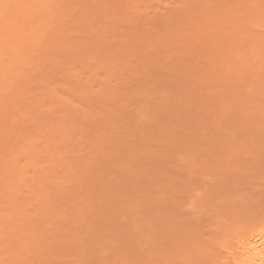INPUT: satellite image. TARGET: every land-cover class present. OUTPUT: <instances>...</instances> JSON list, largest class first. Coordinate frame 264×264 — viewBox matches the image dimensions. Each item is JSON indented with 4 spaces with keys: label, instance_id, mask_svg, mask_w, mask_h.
Returning <instances> with one entry per match:
<instances>
[{
    "label": "rangeland",
    "instance_id": "rangeland-1",
    "mask_svg": "<svg viewBox=\"0 0 264 264\" xmlns=\"http://www.w3.org/2000/svg\"><path fill=\"white\" fill-rule=\"evenodd\" d=\"M80 1L78 3V8L79 7L83 8L82 5L87 4V3H84V0H80ZM85 1L87 2L90 0H85ZM120 1L122 0H110V4H112V6L115 7V8L113 7L115 11L114 12L111 11L113 8L109 11V15L112 14L110 15L112 17H109L111 25L109 23L108 24L114 27V25L112 24L115 23L116 26L119 27V28H116V26L114 27L118 31L116 30L114 31V28L112 27L113 32L117 34L112 33V31H110L111 27L108 28L109 26L108 25L105 26V24L104 26L109 29L106 31V32L109 31V34H106L108 38L106 36H105L106 38H104L105 34L100 35L104 31V29L105 30L107 29V28H104V26H103L104 29L100 28L101 26H99V28L103 31L99 29V32H98V29H97L98 27L97 28L95 27L93 29V30L97 29L95 30L96 33L101 32L99 34L100 37H98V35L97 37L102 43L100 42L101 43L100 44L99 41L98 43L100 45L104 44L103 46L104 48H106L105 46H108V44L111 47L114 44L115 47L114 46L113 47L116 49L119 47V43L117 44V42H120L121 43L120 45L122 47L129 46L130 48L129 41L131 40L128 41L126 39L127 38L132 39V37L134 36L133 32L135 33L134 30L137 28H131L130 23H124L125 17H127V15L128 16L130 15L131 17L136 18L135 16H132L133 15L132 13H135L134 15L136 16L138 15L139 17V15L140 14L142 15L143 12L148 13L150 10L151 16H150L149 23H147L148 24L147 27H146V24L142 25V23H146L145 22L146 18L144 19L143 17H141L142 20H139L141 18L137 17L138 20L135 19L137 22L134 25H137L138 23L137 27L141 31H145V29L147 28L146 30L153 29L151 31L157 30L160 34H162L163 31H159L162 29V27L160 29V27L158 26L160 25L159 21L163 19L164 17H166L167 15H170V16L174 15V11L168 8V4L171 3L174 9L178 8L180 11H184L188 8L194 9V5L193 6L190 5L189 0H185V1L184 0L183 1L182 0H175V1L157 0L155 2H152L153 4H149V5L147 4L148 6L146 4H142L144 6H142L139 10H138L139 7L137 8L136 7L137 5L134 6L133 4H132L133 7L131 6V4L130 6L131 8L135 7L134 9H129V10L127 8L124 9L123 6L120 7L121 5ZM91 2L94 3L95 1L92 0L90 1V3ZM136 2H139V1L136 0ZM117 3H120V4H117ZM122 3H125V6L127 4L129 5V3L126 4V1ZM158 3H162V5L161 4L159 5ZM226 5H228V8L225 7L226 9L229 10L230 8H232V7H229V4H226ZM91 6L92 5L90 4V7ZM84 7L87 8V9L85 8L86 14H87L89 9L87 5H85ZM222 7L218 6L219 9ZM143 8L144 9L146 8V9L144 10ZM79 9L78 11L80 13H76V14H82L83 16L80 15V19H81V17H84V14H83L82 9L81 11ZM135 9L136 11L138 10V11H143V12L142 13L136 12L134 11ZM228 10L226 11L228 12ZM125 11H127L126 12L127 15L120 18L121 17L120 15L122 14L123 16L124 14L123 12ZM231 11L232 10H230L229 12ZM236 11L238 10L236 9ZM192 13L195 14L197 13V11H194V12L192 11ZM116 15L119 17V19L116 18L117 17ZM131 17H127V19ZM196 17L198 16L197 15L195 16V19H196V20L194 19L195 21L193 20L194 17H192V20L194 22H197V25H200L198 24V21H197L199 20L198 19L199 17L198 18ZM65 18L66 17H64V19ZM78 18L79 16L76 17V20H79ZM121 19H124V20L122 21ZM117 20H121L123 23ZM70 21H71L70 22L71 24L68 22L69 25L72 26L73 23L75 25L76 21L72 22L73 18H71ZM232 21H233V18H229L228 14L226 15L223 12L222 16L218 17L217 19L213 21H210V23L213 25V27L224 28L226 25H228ZM202 23L204 24L206 22H203L202 20ZM140 24H141V27L145 26V28L142 27L141 29ZM187 24L188 26L190 25L191 27L190 29L195 28V26L192 28V26L195 25V23L193 24V22L189 21V23ZM203 24L201 25L203 26ZM230 25L231 23L228 26ZM132 27H135V26H133L132 24ZM74 28L75 27H73V29ZM119 29H121L122 31H120ZM71 30H72V27H71ZM75 30H72V31L74 32ZM95 31H92V32L95 33ZM166 32L168 33V31ZM166 32H164L163 34H166ZM94 33L93 35L95 36ZM108 35H112V36H108ZM95 37H93L94 39H92L93 42L97 40V37L96 38ZM101 37L104 38L103 39L104 41L101 39ZM55 38H57V36ZM124 38H125V42H127L128 44L123 43ZM74 39L75 38H73V40ZM80 40L83 41L86 39H80ZM121 40H123V42ZM98 43L94 42V44L96 45H98ZM106 43L107 45H105ZM91 44L92 43L89 44L90 47H91ZM93 45H92V49L89 47V49L92 52H93V49L95 50V52L96 50L99 51L100 48L102 49V47L100 46H97L99 47L98 48L99 50L97 49V47L95 49L93 47H95L96 45L95 46ZM164 45H165V42L163 43L160 42V44H156V46L154 45V47L156 49L158 47H163ZM137 46L135 48V45H134V48L131 47L133 49L130 48L134 56L131 59H129L130 61L128 60L125 61V62L128 61L127 63L128 66H126L127 65L126 63L122 64L123 61L125 60L123 56H120L124 59V60L122 59L123 61L121 60L122 62L121 61L119 62L118 61L119 59L117 60L118 63L114 61L116 63L114 66L121 63L122 68L124 67L123 69H120V70H123V72L121 71L122 73L120 72L122 75L123 73H126L128 71L130 72L131 75H128L129 73L128 72L126 73V76L124 75L125 77L121 76L120 73H118L120 70H116L118 69V67L115 68L112 65V63L109 64L110 62H108V64L111 67L113 66L115 68L114 72H117L119 76L117 73L113 74L110 71V69L112 70L113 67L110 68L109 66H104L103 68L105 67H108V69L110 68L109 69L110 72L106 73L108 71H103V70H106L107 68L102 69V66H101L102 64L99 65L98 63L99 60L102 61L101 59H103L102 58L103 55L97 54V56L99 55L101 57L98 60L96 59L97 63L92 64L93 66H95L96 69L99 68L97 69V71H95L96 69L94 67L93 69H91L92 65L88 66L89 64H91V63H88L86 67L87 66L89 68L91 67L90 68L91 71L88 68L86 69L87 71L89 70L87 72L84 68L85 66L82 65L83 63L80 64L81 61H79V64L84 66L82 68L81 66H79L81 68L80 71L81 72L86 71L88 75L90 76L89 77L87 74H83V72L82 73L80 72V75L82 74L81 76H83L82 77L83 80L84 78L87 79V77L90 78L89 80L93 79L94 84H92V87L95 84L96 85L98 84V82L96 81L101 82L103 85L99 83L98 86L95 85L93 88L88 87V89L91 88L93 89V91L89 90V92H87L88 91L87 89L86 91H84L85 93H87V95H85L83 92L82 93L83 95H80L79 99H76L78 98L77 96H74L75 98L70 95L68 96L69 103L71 101L72 103H74L76 100L77 102L79 101V103L75 102L76 104H78L77 107L74 106L75 103L73 104L74 106L73 108L76 107L75 109L78 108V111H80L79 113H77L78 111L76 112V110L73 109L76 115L82 114L81 106L83 105L88 106L87 103L83 104L84 102L82 101L84 100L83 96H85L90 101V98H88L87 96L91 93V91H92V94L96 93V94H93V97H96V95H98L97 91L98 92L104 91V92H107L105 93L106 95L108 94L109 95L108 97H106L105 94L102 93L101 95L100 93L99 95H101V98L102 96H104L105 98L99 99L97 97L95 98V100H91V102L93 101L92 104H94V107L92 109H95L94 111H96L100 116L102 115V117L103 116L105 117L107 116V117L106 118L99 117V119L98 117L97 119L92 118L91 121L89 120V124H88V121L87 123L85 122L86 124H88L89 129L86 128L87 127L86 124H82L84 125L82 127L86 128V130L88 129L87 130L88 132L86 134L84 133L85 137L83 133L82 134L80 133L79 131L80 127L77 126L82 123V121L80 124L77 123L78 119L76 120V118H78L77 116L79 115H77L76 118L70 117L71 124H74L79 129V130L76 129V131H79V132L75 133L76 135L75 138L79 139L81 137H78V136L81 135L83 136L82 139H86L87 143H92V144L98 137L99 138L97 140L101 139L102 140L101 143L102 142L105 143V140L108 141L112 139L110 142H108L109 144L105 146V148L108 149L107 152L111 153V155L109 157L108 162L105 161L103 165L101 164L103 166L102 169L99 168L96 171V173L91 172V176L88 177V180H87V186L85 182H81L82 180L75 179L77 180V182L80 181L81 183H83L81 185L79 184L77 185L76 184L77 182L73 181V179L71 178V175H69L71 172H69V174L67 173V175H69L68 177H70V182L68 183L69 180H67L68 178H66L65 184H62L60 186V183H59L58 185L60 186V188L61 187L64 188L67 183L72 184L71 183V180H72L73 183L75 182L74 184H76V186H74L73 184L72 185L67 184V187H68L67 191H65L66 188L64 189L61 188L63 191H65V192H62L61 190L62 192V193L60 192L61 194L58 192L60 190L59 186L56 187L57 185H54L55 186L54 187L52 185L49 187V189L51 188L53 189L54 187L53 191H51V194L49 193V198H51L50 195H52L51 201H53L54 197H56V200H54L55 202L49 203V206H51L49 207L50 208L49 211L52 209V206H57V207H53L54 210H51L53 213L49 212L50 213L49 224L52 227V230L51 228H50L51 231L49 230L50 232L49 239L50 240L52 239L53 243H52V248H50L51 250H49L48 254H44L45 252L44 253L41 252L40 254L38 252L40 256L44 254V257H46V260L44 258L43 259L44 261L41 262L40 259L43 256H41L40 258L38 256L37 259L39 260H36V262H34L33 260H35L37 256L32 257L34 259H31V260L36 264H213V260H215L216 258H220V257L222 258L225 255L223 248H222V243H223L222 240L224 238H227L230 235L231 232L229 231H234L238 228H247L248 220L254 216L264 217V165L259 168H255V169H259V174H260V176L257 179L255 177L250 179L244 173L239 175L241 169H246V170L250 169L251 165H253V163H255L257 159H254L251 155H247V154L243 155L241 159H239L237 155L235 156L233 155L234 151H237V149H240V144L238 143L237 139L233 138L234 137L233 130L231 131L230 129L228 130L226 128L225 130L223 128L224 125L221 122V115H222L221 111L222 109H224L225 107L224 105L231 103L230 102L231 100L230 99L227 100L226 98L228 97V95L225 94L227 93L225 91L226 88L225 89L222 88L221 90V88L219 87L220 92H223V89H224V92H225L223 93L224 96L219 91L217 92V89H218L216 87L217 80L215 82L216 84L214 82L212 83V81H215L213 80L214 77L212 75L213 79L211 80V77H210L211 73H208V72H211V71H208L211 68L210 69L206 68L209 64H210L209 67L210 66L213 67V63L212 62L210 63V61L207 60L208 55L210 59L213 58L212 50L209 49L210 46H206V49L210 50L211 54L208 50L207 51L206 49L204 50L205 47L202 42V39L197 38V39L190 40L188 48H190L191 50L190 52H192L191 54H193L192 58H196L198 62L201 60L202 61L204 60L203 62L201 61V63L199 62L200 64L195 59H192V58H190V60L186 59L185 55L180 52L171 53L174 59L173 57L170 56V53H168L169 56L172 58L171 59L169 57L170 60L167 59L168 63L172 65L176 64L173 67L169 64L170 65L169 68H173L174 70V68H176L177 65L180 66L179 64L181 63V67L177 69L179 71L181 69L182 70L181 72L184 73V76L187 75L186 76L187 78H184V76L182 78V76H180L181 73L177 72L178 70H176V72L174 71L175 73L173 72V70H169L170 72L171 71L173 72V74H170L172 76H170L169 73H166V72H169L167 70L169 69L168 68L169 65L168 63H166L167 66H165L166 64L165 65L163 64L167 62V61L164 62V60H166L167 57L166 58H164L165 56L160 57L161 53L160 54L158 53L160 51L165 52V49L164 50H160V49H163L166 47L169 48V45L166 44V47L164 46L163 48H158L157 50L159 52L156 51V53L151 52L154 48L152 50L150 49L151 51L150 50L149 51L151 53H149L148 51L149 48L141 49L139 47L140 49H138ZM83 49L88 51L86 46ZM115 49H113V51ZM91 51L90 53H92ZM201 53H203L204 56L205 55L207 56L203 57V54ZM152 54H155V55H152ZM196 54H198L199 56L202 55L200 56L202 59L198 55L196 56ZM66 57H68L67 52H65V58ZM70 59H72V57L66 61L67 62L71 61ZM171 60H173L172 63L170 62ZM205 60L209 61V63H207ZM193 61L197 62V64L201 66L200 68L198 65H196L197 68L198 67L200 69L203 68V72L205 68L207 69L204 73L202 72L203 74L200 73L201 75H204V77L206 76L205 79L203 78L200 79L201 78V75H199L200 71H198L197 73L199 75L198 76L199 78H195L197 76H194L192 73L189 75L191 76L193 75L192 77L194 78L189 77L188 73L187 74L185 73L187 70L184 71L183 66H185L184 68L188 67L187 69H189L190 68L189 66H195ZM87 62L89 61L87 60ZM77 63L75 64L78 65ZM66 64L72 65L73 62L71 61V63L68 62ZM75 64L73 65L75 66ZM104 64L106 63L104 62ZM202 64L203 66L204 65L205 66L202 67ZM71 65H68V69ZM160 65H162V67H159ZM64 67L66 68L65 69L66 71L63 69L62 71H60L61 68H63V66L57 67L56 65L54 68L56 70L60 68L59 71L61 73H58L59 71H56L55 69H54L55 72L52 71L53 74L49 73V75H51L50 76L51 78L54 77L52 78L54 79V86H52L53 84L51 85L52 87L55 88V90L53 91V94L54 92H56V90L58 91L62 90L61 89L62 86L60 87V85L62 84L63 81H67V80L69 81L70 79L69 78L66 80L65 78L67 77L65 76H64L65 78L63 77V79H61L62 77L61 75L65 74V72H67L68 70L67 65L66 66L64 65ZM75 67L74 68L72 67L74 71L72 68L71 69H72V72L76 73L77 67L76 69ZM164 69L167 71L164 72ZM69 71L70 72H67V73H69V75L72 77V74H75V73H72L70 69ZM138 71H140L141 75H138L139 73ZM108 74H109V77H108ZM177 74H180V75L178 76ZM207 74H210V76L208 75L210 78L207 77ZM80 75H78V73L77 75H73L74 79L73 78L72 79L74 80V82L78 81L77 79L79 78ZM75 76H78V77H75ZM97 77L99 78V80H97L98 79ZM123 77L125 80L122 79ZM82 78L79 79V81L81 80V85L85 81V80L82 81ZM243 78H246V77L243 76L241 78V81H243ZM251 78L252 76L250 78L247 77L245 79L247 81L245 83L246 84L248 83L247 85L243 83L245 80L242 83L245 86L253 84V81H252L253 79L251 80ZM193 79H198V80L200 79V80L194 81ZM89 80H86V81H89ZM250 80L252 81V83L250 82ZM93 81H89L90 84L89 82H85V83L86 85L87 83L88 85H91ZM104 81L106 82L108 86L104 85L105 83ZM233 81H236L235 83H238L240 79L238 80L233 79L232 83H231V80H229V82L227 80L226 83L223 84L229 88L228 92L235 94V95L236 94L239 95L238 101H240L242 98H243L242 100L249 98V94L246 91L247 88H244L245 86L237 87L239 83L236 85ZM41 82L42 81L39 82L40 85H37L36 88H39V86L46 87V85H43ZM74 82L70 83V85L74 84ZM49 83H51V79ZM100 84L102 85V87L104 86V89L101 87ZM109 84H110V87H109ZM227 84L229 86H227ZM64 85H66V83L63 82V87ZM78 85H80V83H78ZM78 85H77V89L79 88L80 90L81 85L80 86ZM86 85L85 87L87 88L88 85L87 86ZM221 85L222 84H220L219 86ZM67 86L68 85H66L65 87L67 88ZM83 86H82V89H83ZM105 86L109 88H105ZM45 87L39 88L40 91L43 92V89H45ZM46 89H51V87H48ZM65 89L62 90V92L64 91L66 93L67 91ZM37 90L38 89H36V91ZM51 90H53V88ZM51 90L49 91L51 92ZM79 90L77 91L75 90V92L79 93L80 92ZM144 90L145 91L149 90V92L151 91L150 93L153 94L151 95L153 97H150V99H148L147 97L144 98V96H142L143 100L135 97L137 101L135 100V98L134 100L131 99L133 98V95L137 94V96H139L140 94L138 95V92L141 93ZM155 90H159L158 92L160 93H158ZM38 91L37 93H41L40 91L39 92ZM162 91L163 93H161ZM57 92L55 93L56 95L54 94L55 97H57ZM62 92L61 93L59 92L58 95L61 94V96L59 97L63 98L62 94H65V93L64 92L62 93ZM145 93H144L145 96H149L147 92ZM154 93H155V96L157 95L156 98L154 97ZM43 94L46 95V93L44 92ZM43 94H38V95H43ZM53 94H50L52 95V99L48 101H51L54 99ZM161 94H163L162 96L165 95L164 96L165 99L167 96V99L164 100V98L160 96ZM232 94L231 96L229 95L228 98L232 97L233 96ZM47 95H49V93ZM65 95H64V100L66 97ZM127 95H128V98L131 100L129 101L127 100L128 99L126 98ZM81 96L83 99L82 101L80 100ZM89 97H92V95L91 96L89 95ZM93 97L91 99H94ZM234 97H232V100H235V99L237 100V96L235 98ZM240 97L242 98L240 99ZM48 98H51V97H48ZM35 99L37 100V98ZM58 100L59 102L61 101L60 99L56 98L55 102L58 103L57 102ZM66 100L68 99L66 98ZM223 100L224 101L227 100L230 103L227 102V104H225ZM34 101L31 104L34 105V107L36 108L37 107L35 106L36 102L34 104ZM45 101L46 99L41 103L42 106L40 105V103H37L36 105H40L38 106L37 109H40L39 107H41L45 110L47 107H45L43 104H49V103H46L47 101L46 102ZM146 101H148L147 103L150 104V106L152 105L151 106L152 108L147 106L151 108L149 113H151V115L153 114V119L158 118V120L154 121L151 117H149V115H147V113L142 112L141 107L145 108L144 106L147 104ZM140 102H142V104ZM67 103L65 104V106L66 105L69 106L68 105L69 103L68 104ZM88 103L90 104V102ZM59 104L64 105L63 102ZM92 104L90 105V107L89 106L88 107L91 108V106H93ZM58 106L59 105L57 104V107ZM67 106L65 108L59 106L58 108L61 107L62 110L60 109L61 113H57V114L60 115L62 113H65V111L67 110L66 109ZM70 106L72 107L71 104ZM31 107L32 106H30L29 109H31ZM34 107H32V109ZM88 107H85V108L91 111ZM35 108L33 109L34 111L36 110ZM63 108L65 111L63 110ZM69 108L70 107H68V110ZM85 108H83V110H85ZM139 109H140L139 112H142V114L143 113L146 114L145 118H149L151 120H148V122H145V119L144 118L142 119V116L144 114L140 115V113L138 112ZM40 110H37L38 113ZM68 110L66 111V113L71 112L72 109L70 108V111ZM73 110H72V113H73ZM37 111L35 113H37ZM106 111L109 113H107ZM28 112L29 111H27V114ZM112 112L113 113L116 112V114H113ZM44 113L42 114L39 113L36 116L38 117H40V115L45 116L43 115ZM72 113L71 115L75 116V114H72ZM97 113L93 112L94 116ZM117 113L118 114L120 113L118 117H117ZM33 114L34 113H32V115ZM80 116L82 117V115ZM18 117L19 119L17 118V121L23 122V125L25 126L26 124L24 123L25 121L28 122V118L25 119L24 117H22V115H18ZM81 120L83 119L81 118ZM83 121H86V120H83ZM108 121L110 122L108 123ZM150 121L153 124L149 123ZM19 122H16L18 123V125L16 124L15 128L17 127L18 129H21V127H19L20 126L19 124H21L22 126V123L21 122L19 123ZM32 122L33 121L29 122V124H32ZM29 124L27 123L25 128L26 127L29 128L28 132H30L31 129H33L34 134H36L34 135V137L37 136V134H40L39 132H41L42 134L45 133L44 127H42L41 130L39 129L40 131L35 128L37 132L39 131L38 133H35V130L33 128L35 127L34 126L35 123L34 125L33 124L31 125L32 128L31 126L29 127ZM99 126H102L101 132L98 131ZM15 128L13 129V131H9V132L13 134L12 132H15L17 130ZM25 128L24 129L22 128L23 132L27 130ZM84 128L82 129L84 130ZM106 128H107V131H106ZM42 130L44 133L42 132ZM17 131H19V133L16 132L18 133V135L21 132V135H19V137L23 136L22 130L21 131L17 130ZM33 131H32V134H33ZM96 131L98 132L96 133ZM24 133H25L24 134L25 136L26 132ZM11 134L7 135V137L12 136L15 139V141H17L18 139V142H23L22 138L24 136L22 138H18V137H14L15 134L14 135H11ZM32 134L30 135L32 136ZM77 134H80V135H77ZM28 136L29 134L26 135L25 137H28ZM39 136H37V138ZM70 137H72V135L67 137L69 139L66 138L65 141L68 142V140L71 139ZM25 140L27 139L24 138V141ZM86 141L84 140L83 144L81 141L76 147L80 149L81 151L80 153H83L82 154L83 157L86 155L84 158L87 157L86 158L87 160L88 157L92 156V154H90V156L88 155L89 153L88 151L90 150V148L85 149L89 144H87V146L84 147V145H86L85 144ZM18 142L15 144L13 143L14 145H18V147L13 145L14 148L17 147L16 152H18L17 150H19V146L20 147L22 146V144L20 143L21 145H19ZM67 142H63V146L64 144L69 145L73 141H70L69 143ZM96 142L98 143V141H95V143ZM24 143L26 144V142ZM10 145H12V143H10ZM64 147H67V146H64ZM258 147L260 148L256 152L263 153L264 152V140L263 139L259 142ZM65 149H66L65 151H67V148ZM243 149H247V148L244 147ZM244 152H247V151L244 150ZM21 153L22 151L20 152V154ZM7 155H9V153ZM15 155L17 154H14V156ZM99 155L100 154H98L96 157H94L93 155V158L92 157L89 158L90 160L88 161L92 162V164L100 162L102 159L99 158ZM15 157L12 156V158L14 159ZM12 158H10V160ZM81 158L80 160L83 159L85 161L84 158L82 159ZM192 159L195 160V164H191V163L189 164L188 161ZM15 161L16 160H13L12 162L15 164L17 163ZM13 163L11 165H13ZM77 164L74 162V165H77ZM74 165H71V167L69 168H73ZM74 172L75 170H73V173ZM59 173L60 172H58L56 177L57 178L61 177L63 179V177H65V176L62 177L64 172L61 176L58 177ZM230 181L235 182V185L229 183ZM83 185H85V187ZM52 192L55 194H52ZM63 193H66V194L64 195ZM56 194H59L60 199H58L57 196H55ZM62 194H63L62 197L64 198L61 199ZM201 199L202 200L205 199L207 201L209 200L210 202H208V204H203V203L197 204V201ZM81 201H83L84 204L86 203L87 205V208H86L87 211H85L83 215L85 220L82 225H77L73 227L71 221L65 220L63 215H64V212H66L67 214H65V216H69L71 215V213H72L71 216H73L77 210L83 209L84 205L81 203ZM212 203H213V208L211 207ZM56 208H57V212H55ZM215 209H217L221 213L217 214ZM62 210H63L62 212L63 214L59 213ZM231 211H235L239 214L236 219L238 221L237 223L235 220L230 221V218L226 219L227 217H231L232 213H234ZM55 215L57 217H55ZM222 215L223 216L225 215L227 217L225 216L222 217ZM50 217L53 218L52 221ZM225 231H227L228 233ZM30 261H28L29 263H26V264H31L32 261L31 263ZM37 261L39 263H37Z\"/></svg>",
    "mask_w": 264,
    "mask_h": 264
},
{
    "label": "bare ground",
    "instance_id": "bare-ground-1",
    "mask_svg": "<svg viewBox=\"0 0 264 264\" xmlns=\"http://www.w3.org/2000/svg\"><path fill=\"white\" fill-rule=\"evenodd\" d=\"M79 1L80 0H0V264H26V263H29L28 261H30L31 259H34L32 257H36V256H37L36 259L33 260L34 262H36V260H39V259H37L38 256H39V258L41 256H43V257H41L42 260L40 259L41 262L44 261L43 260L44 258L46 260V257H44V254L49 253V250H51L50 248H52V243H53L52 239L51 240L49 239L50 238L49 237L50 236L49 230H50V228L52 230V227L49 224V222H50L49 221L50 220L49 219V215H50L49 212H52L51 210H54L53 207H57V206H52V209L49 211V209H50L49 207H51V206H49V203L55 202L54 200H56V197L53 196L54 199H53V201H51L52 195H50L51 198H49V193L51 194V191H53V189L55 187L54 185H57L56 187H58L59 183H60V186L62 184H65L66 178H68L67 180H69L68 181V183H69L70 177H68V176L71 175V178L73 179V181L77 182V180H75V179L82 180L81 182H85L86 186H87V180H88V177L91 176V172L96 173V171L99 168L100 169L103 168L102 165L105 161L106 162L109 161V157H110L111 153L107 152L108 149L105 148V146L107 144H109L108 142H110L112 139L108 140V141L105 140V143L104 142L101 143L102 140L101 139H99L100 141L97 140L99 138L98 137L95 140V141H98V143L97 142L95 143V141H94L92 144V143H87L86 139H82L83 136H81L80 134H77V135H80L78 137H81V138H79V139L75 138L76 132L80 131L81 134L82 133L86 134L88 132L87 130L89 129L88 128L89 120L91 121L92 118L97 119V117H98V119H99V117L100 118H106L107 117V116L102 117V115L100 116L96 111H94L95 109H92L94 107V104H92L93 101L91 102V100H95V98H97V97L100 99L102 93L105 94L107 92H104V91L98 92L97 91L98 95H96V97H93V94H96V93L92 94L93 89H91V88L88 89V87H92V84H94L93 79L91 78L92 80H89L90 78L87 77V79L84 78V80H85L84 81L82 78L83 76H81L82 74L80 75L81 68L85 66L84 68L86 70L89 68L88 66H91L92 64L97 63V60L100 59V57H101L99 55H103V57H102L103 59H101L102 61L99 60L101 63L98 61L99 65L102 64L101 65L102 69L107 68L106 70H103V71H108L106 73H109L111 71L114 74V73H117V72H114L115 68L118 67V69H116V70H120V69L124 68V67L122 68L121 63L114 66L116 63H118L117 62L118 59H119L118 61L120 62L123 58H125V60L123 59L124 61L122 60L123 61L122 64H125V63L127 64L128 61H130L129 59H131L134 56V54L131 51V49L134 48V45H135V48L138 45L137 46L138 49L149 48L148 51L150 49L152 50L154 48L152 51L151 50L150 51L152 53H156V51H158L157 50L158 48H163L164 46L166 47V44H167V45H169V48L166 47V48L160 49V50L165 49L166 53L164 51H163L164 53L161 51L160 52L158 51L159 53L157 52L158 54L161 53L160 57L161 56H165L164 58L167 57L166 60H164V62L167 61V59L170 60V58L173 57V55H171V53H178V52L184 54L186 59L190 60V58L193 57V54H191L192 52H190L191 51L190 48H188L190 40L197 39V38L202 39V42H203L204 47H205L204 50L206 49V46H210L209 49H211L212 53H213V58L210 59L209 55H208V57H207L208 59L207 58H205V59L209 60L210 63L211 62L213 63V67H211V66L209 67L210 64L206 67L208 69H210V68L212 69V70L211 69L208 70V71H211V72H208V73H211V76H210V74H207V77L208 78L211 77V80L214 77L213 80H215V81H212V83L213 82L215 83L217 80V86H216L218 88L217 92L220 90V88H221V90H222V88H224V89L226 88L225 91L227 93L224 92V89H223V92H220V91L219 92L222 94L225 93L229 97V95L231 96L232 93L228 92L229 88L226 87L225 85H223L226 83L227 80H228V82H229V80H231V83H232L233 79L234 80L240 79V81H241V78L243 76H245L246 78L247 77L250 78L252 76L251 80L253 79L252 80L253 84L248 85V86L244 85V84H246L245 82H247L245 80L246 78H243V81L245 80L244 82L239 81L238 82L239 84L235 83L236 81H233L236 85L238 84L237 87H240V86L244 87L245 86L244 88H247L246 91L249 94V98L242 100L243 98L240 97V99L241 98L242 99L240 101H238L239 95H237V94L236 95L232 94L233 95L232 97H234V95H235V97L237 96V100L236 99L232 100V97H230V98L226 97L227 100H229V99L231 100L230 101L231 103L228 102L227 100L226 101L223 100V102L225 104H227V102L230 104L224 105V103H223V105L225 107L223 106L224 109H222V111H221L222 115L221 114L220 115H221V122L224 125L223 128L224 129L226 128L228 130L230 129L231 131L233 130V136H234L233 138L237 139L238 143L240 144V149H237V151H234L233 155L234 156L237 155L238 158L241 159L243 157V155L247 154V155H251L254 159H257V161L255 163H253V165H251L250 169H248V170L241 169L239 175L244 173L250 179H252L254 177L257 179L260 176V174H259V169H255V168H259V167L264 165L263 164L264 163V154H263L264 152L263 153L256 152L260 148V147H258L259 142L262 139L264 140V0H254V1L249 0L250 2L248 0H189L190 5H192V6L194 5V9L188 8L184 11H180L178 8L174 9L170 3V4H168V8L172 9L174 11V15H172V16L167 15L166 17H164L163 19H161L159 21L161 26L158 25L160 27V29L162 27V29L159 31H163V33L168 31V33L166 32V34H163V33L160 34L157 30L151 31L153 29L146 30L147 28L145 29V31H141L137 27L138 23H137V25H134L137 22L136 20H138V18L143 17L144 19L146 18L145 19L146 23H142V25L146 24V27H147V25H148L147 23H149L150 16H151L150 10L148 13L147 12L145 13L143 11H138V10L142 6H144L142 4H146V5L147 4L148 5L153 4L152 2H155L157 0H137L139 2H136V0H125L126 4L129 3V5L128 4L126 5L127 7L125 6V3H122L125 1L122 0V1H120L121 2L120 7L123 6L124 9L127 8L129 10V9L135 8V7L131 8V6L133 7V5L134 6L137 5L136 7L137 8L139 7V8L137 11H136V9L134 11L140 12V13L143 12V14L142 15L140 14L139 17H138V15L137 16L134 15L135 13H132L133 14L132 16H135L136 18H133L130 15L128 16L126 13L127 11L123 12L125 14V15L123 14V16H122V14H121L122 12H121L120 13L121 17L117 14L120 18H122L126 15H127V17H131L128 19H127V17H125L124 23H130L131 28H137L138 29V30L132 29L135 31V33L132 31L134 36L132 37V39L131 38L126 39L128 41L131 40V41H129L130 42L129 43L130 48L133 47L131 49L129 48V46H123L122 47L120 45L121 44L120 42H117V44L119 43V47L117 46L119 49L118 48L115 49L114 44H113L114 47L113 46L111 47L109 44H108L109 47L105 46L106 48L108 47L107 49L103 47L104 44L100 45L102 42L98 39V37H100V35L105 34L104 38H106L107 37L106 34H109V31L106 32L107 30H109L108 28L111 27L110 31H112V33H115V32H113V28L116 26V24L115 23L112 24V25H114V27L110 26L111 24H110V18L109 17H112V16H110L112 14L109 15V11L114 7V6H112V4H110V0H93V1H95L94 3L93 2L90 3V1H92V0L87 1V2L84 0V3H87V4H83V5L84 6L87 5V7L89 9L87 14H86V10H85L86 7H84L82 5L83 8H81V7H79L80 9L78 8ZM166 1H168V0H166ZM172 1H175V0H172ZM89 3L92 5L91 7H90ZM173 3H175V2H173ZM117 4H120V3H117ZM122 4H124V5H122ZM130 4H131V6H130ZM158 4L162 5V3H158ZM226 4H229V7H232V8H230L229 10L226 9V8H228V5H226ZM231 4H232V6H231ZM128 6H130V7H128ZM218 6H220L222 8L219 9ZM114 8L111 11L114 12L115 11ZM78 9L80 11L82 9L83 14H84V17H81V19H80V15H82V14H76V13H80L78 11ZM143 9H141V10H143ZM148 9H150V8H148ZM233 9H235V10H233ZM236 9L238 11H236ZM226 10H228V12ZM230 10H232L233 12L232 11L229 12ZM192 11L193 12L197 11V13H195V14L199 17V18L198 17H196V18L199 19L197 21H198V24H200V25H197V22H194L196 20L195 19L196 15L194 13H192ZM221 11H223L226 15L228 14L229 18H233V21L230 22L231 23L230 26H228L230 24L229 23L224 28L213 27V25L210 23V21H213V20L217 19L218 17L222 16L223 12H221ZM129 14H130V12H129ZM192 14H193V16H192ZM78 16H79V18H78L79 20H76V17H78ZM118 16L116 18L119 19ZM190 16H191V18H190ZM64 17H66V18L64 19ZM192 17H194L193 18V20L195 19L194 21L192 20ZM71 18H73L72 22L76 21L75 25H74V23L72 24V26L68 24V22L69 23L71 22L70 21ZM121 20L123 21L124 19H121ZM121 20H117V21H121ZM139 20H142V18ZM202 20H203V22H206V23L203 24ZM189 21L193 22V24L195 23V25L192 26V28L195 26L194 29H190L191 28L190 25L188 26L187 23H189ZM104 24H105V26L108 25L109 27L108 28L105 27ZM132 24L135 27H132ZM201 24H203V26ZM99 26H101L100 28H102V29H104V28H107V29L106 30L104 29V31H105L104 32L103 30H101L99 28ZM103 26H104V28H103ZM71 27H72V30H75V29L76 30L73 32L71 30ZM73 27H75V28L73 29ZM95 27L96 28L98 27L97 28L98 32H99V29L101 31H103L102 32L103 34L101 32H100L101 34L98 32H97L98 33L97 34L95 31L97 29L93 30ZM140 27H141V24H140ZM142 27H141V29H142ZM116 28H119V27L116 26ZM143 28H145V26ZM164 29H166V30H164ZM115 30L118 31L117 29L114 28V31ZM119 30L122 31L121 29H119ZM71 31H72V33H71ZM92 31H95V33ZM93 33L95 34L96 37L98 35L97 40H95L94 42L98 43V41H99V43L101 42L100 44L99 43H98V45L94 44L92 39H94L93 37H95V36L93 35ZM115 34H117V33H115ZM72 35L75 37H73ZM56 36H57V38H55ZM108 36H112V35H108ZM72 37L75 39L73 40ZM104 38L101 37L102 40ZM80 39H86V40L82 41ZM121 41L123 42V40H121ZM157 41L158 42L160 41L162 43L165 42V45L163 47H158L159 46L158 45L157 46L158 48L155 49L154 45L156 46V44H160V42L158 43ZM90 43H92L91 47L89 46ZM123 43L128 44L127 42H125V38H124ZM92 45L93 46L96 45L95 47H93L95 49L97 46L102 47V49L100 48V50H99L98 49L99 47H97V49L99 51L96 50V52H95V50L93 49V52H95V53H93L89 49V47L92 49ZM105 45H107V43ZM131 45H133V46H131ZM85 46L88 49V51L90 50L92 52V53H90V51H89L90 55L91 54H93V55L90 56L88 51L83 49ZM120 46H121V48H120ZM111 48H112V50H111ZM113 49H115L116 51L115 50L113 51ZM207 50L208 49H206V51ZM150 51H149V53H151ZM208 51L210 52V50H208ZM65 52H67L69 58L72 57V59H70V60L73 62V64L78 62L77 63L78 65L75 64L77 69L73 64H72L73 66L71 64H66L68 62L71 63V61H68V62L66 61L69 58L68 57L65 58ZM97 52H99V53H97ZM168 53H170L171 57L169 56ZM97 54H99L98 55L99 57L97 56ZM182 54H181V56H182ZM201 54H203V53H201ZM210 54H211V52H210ZM152 55H155V54H152ZM197 55L198 54H196V56ZM120 56H123V58ZM200 56H202V55H200ZM205 56H207V55H205ZM205 56L203 54V57H205ZM126 58H128V59H126ZM173 59H174V57H173ZM192 59L197 60L196 58H192ZM83 60H85L86 62ZM87 60L89 62H87ZM112 60H113V62L116 61V63L115 62L113 63ZM126 60H128V61L125 62ZM207 60H205V61L207 63H209V61H207ZM79 61H81L80 64L83 63L82 65H84V66L80 65ZM92 61H93V63H92ZM172 61L173 60H171L170 62L172 63ZM201 61H199V62L201 63ZM104 62L106 64H104ZM108 62H110L109 64L112 63V65L115 67L114 68L112 66L113 71L110 69L112 67L108 64ZM197 62H198V60H197ZM197 62H194L195 66L198 65ZM88 63H91V64L88 65ZM166 63H168V61L165 62L163 65H165ZM169 64L170 63H168V65ZM56 65H57V67L63 66V68H61L60 71H62V69L63 70L66 69L64 67V65L65 66L67 65V69H68V65H71L69 67L71 72H72V69L74 67L77 71L79 69L78 72L75 70L76 73L72 72L75 74L70 73V74H72V77L69 75V73H67V72H70L69 69L67 70V72H65L66 70L64 71L65 74L66 73L68 74V75L66 74L67 76L65 74H62L61 75L62 77L60 76L61 79H63L64 76L67 77V78L64 77L66 80L69 78L71 79V80L69 79V81L67 80L68 82L63 81L64 83H66V85H68L67 88L65 87L66 85H64V87H63V82L60 85V87L61 86L63 87V88L61 87L62 90H64L66 88L65 90L67 91L66 92L67 94L63 91L66 94V95L62 94L63 98L59 97V96H61V94L58 95V93L59 92L61 93L62 90L61 91L56 90V92L58 91L57 97H55L56 92H54L55 95L53 94V91L55 90V88L52 87V86H54V79H52V78H54V77L51 78L50 77L51 75H49V73L53 74L52 71L55 72L56 69L54 67ZM86 65H88V66L86 67ZM170 65L173 67L176 64H173V65L170 64ZM170 65L168 66V68L170 67ZM179 65L180 66L177 65V67L174 68V70H173V68H169L167 70L168 71L173 70V72L174 71L176 72V70H178L181 67V63ZM79 66H81V68ZM104 66H109L110 71H109L108 67L103 68ZM126 66H128V64ZM165 66H167V64ZM195 66H189L190 67L189 69H187L188 67L184 68L185 66H183V69H184V71L187 70L185 72L186 74L188 73V75H189L192 73L194 76H197L195 78H199L198 76L203 74L207 69L205 68V70L203 72V68L200 69L201 68L200 65H198L200 68L199 67L197 68V66L196 67ZM204 66L202 64V67H204ZM91 67H90L91 69H93V67L95 68V66H93V65ZM159 67H162V65H160ZM90 68H89V70H90ZM59 69L60 68H58L56 71H59ZM97 69H99V68H97ZM97 69L95 71H97ZM82 70H84V69H82ZM167 70L164 69V72ZM60 71L58 73H61ZM73 71H74V69H73ZM86 71H84V72L82 71V72H83V74L88 75V73H87L88 71L87 72ZM121 71L123 72V70H120L118 73H120ZM181 71H182L181 69H180V71L178 70L177 72H180L181 75L180 74H177V75L178 76L180 75L183 78L184 73ZM198 71H200L199 75L197 74ZM128 72H126V73H128ZM138 72L140 73V71H138ZM171 72L169 71L166 73H169V75L173 74V72L172 73ZM77 73L80 76L77 79L78 81L74 82V80H73L74 76L73 75H77ZM121 73H120L121 76H124V75L126 76V73H123V75ZM137 73H136V75H137ZM139 73H138V75H141V73L140 74ZM128 75H131L130 72L128 73ZM212 75H213V77H212ZM228 75L231 77H229ZM40 76H41V78H40ZM68 76H70V77H68ZM118 76H119V74H118ZM170 76H172V75H170ZM170 76H168V77H170ZM186 76H184V78H187ZM192 76L189 75V77H192ZM75 77H78V76H75ZM108 77H109V74H108ZM124 77L122 78L123 80H125ZM137 77H135V78H137ZM205 77H204V75H201L200 79H202V78L205 79ZM81 78H82V81H84V83L89 82V81H93V83H91V85H88V83H87V85H88L87 86L86 83L84 84L82 82L84 84V86H83V84L81 85V80L79 81V79H81ZM106 78H107V76H106ZM192 78H194V77H192ZM50 79H51V83H49ZM86 80H89V81H86ZM97 80H99V78ZM193 80L195 81L198 79H193ZM211 80H210V82H211ZM251 80H250V82L252 83ZM40 81H42L41 83L43 85H46V87L45 86H39V88L45 87V89H46L48 87H51V89L53 88V90L43 89V92L46 93V95L43 94V92L40 91L39 88H36L37 85H40V83H39ZM72 81L74 82V84L76 86L74 84H72L73 86L70 85V83H73ZM96 82H98V84L101 83L99 81H96ZM78 83H80L81 86L78 85ZM89 84H90V82H89ZM98 84L97 85L95 84V85L98 86ZM220 84H222V85L219 86ZM77 85L80 86V90H79V88L77 89ZM85 85L87 86V88L85 87ZM100 85H99V87H100ZM102 85H101V87H102ZM104 85L108 86L106 84V82L104 83ZM236 85H235V87H236ZM74 86H75V88H74ZM82 86H83V89H82ZM106 86H105V88H109L110 84H109V87H106ZM227 86H229V85L227 84ZM84 88H85V90H84ZM102 88L104 89V86ZM36 89H38L41 93H37L38 90L36 91ZM87 89H88L87 92H89V90H92L89 95L90 96L92 95V97L94 99H91L92 97H89V95H88L87 97L90 98V101L85 96H83L84 100L82 99V96L80 97V100L81 101L83 100L82 101V102H84L83 104L87 103L89 107L91 104L93 106H91V108H89L88 106L83 105L81 103L83 105V106H81L82 107V109H81L82 114H77V115H79V116H77L76 113L74 112V110H76V112L78 111V108L77 109H75V108L78 105L76 103H79V101L77 102V100H76L75 101L76 103L74 102L75 103L74 104V103H72L71 100L75 98L74 96H77L78 98H76V99H79V96L83 95L82 93L84 91H86ZM44 90L47 92H45ZM49 90H51V92ZM75 90L76 91L79 90L80 92L76 93ZM105 91H107V90H105ZM155 91L158 92L159 90H155ZM94 92H96V91H94ZM145 92L148 93L149 90H146V91L144 90L141 93L138 92V95L139 94L140 95L137 96V94H135V95H133V98H131V99L134 100L135 97L142 99L143 98L142 96H144V98L147 97L148 99H150V97H153V96H151V95H153L150 93L151 91L148 93L149 96H145L144 95ZM48 93H49V95H47ZM100 93H101V95H99ZM158 93H160V92H158ZM158 93H156V94H158ZM161 93H163V91ZM228 93H230V94H228ZM38 94H43V95H38ZM50 94H53L54 99L51 101H48V100L52 99V95H50ZM76 94H78V95H76ZM84 94L87 95V93H85V92H84ZM217 94H219V93H217ZM64 95L66 96L65 100H66V98L68 100H66V101L64 100ZM69 95L74 97L70 100L71 101L70 103H69V97H68ZM108 95L105 94L106 97H108ZM162 95L163 94H161L160 96L162 98H164L165 95L164 96H162ZM122 96H123V94H122ZM223 96H224V94H223ZM240 96H242V95H240ZM48 97H51V98H48ZM154 97L155 98L157 97V95L155 96V93H154ZM35 98H37V100ZM56 98L60 99L61 101L59 102V100H58L57 101L58 103H56L55 102ZM102 98H105V97L102 96ZM126 98H128V95ZM45 99L47 101V102L46 101L45 102L49 103V104H43V105L47 108L45 110L41 107H39L41 110L37 109L38 106H40V105L42 106L41 103ZM131 99L128 98L127 100L129 101ZM166 99H167V96H166ZM166 99L164 98V100H166ZM34 100H36V101H34ZM85 100L86 101L88 100V101L86 102ZM135 100H136V98H135ZM33 101H34V104L36 102V104L40 103V105L35 104V106H37L35 108L34 105L31 104ZM62 102L64 103V105L59 104ZM65 102L69 103V104L67 103L69 106L66 105L67 106L66 109L68 110V107H70L72 110L74 109L73 113H72V110H71V112L66 113L67 110L66 111L64 110V108L66 107ZM88 102H90V104ZM147 102L148 101H146V103ZM140 103L142 104V102H140ZM57 104L61 107H64L63 110L65 111V113H62L60 115L57 114V113H61V110H62L61 107L60 108H58L59 106L57 107ZM70 104L72 105V107L70 106ZM73 104H74V106H76L75 108H73L74 107ZM147 104L144 106L145 108L141 107L142 112L147 113V115H149V117H151L153 119V114L151 115V113H149L150 109L152 108L151 107L152 105L150 106V104H148V105ZM30 106L34 107L36 110L34 111L33 110L34 108L32 109V107H31V109L33 110L32 111L31 109H29ZM147 106H149L151 108H149ZM56 107H57V109H56ZM85 107H88L91 111H89ZM70 108L68 111H70ZM83 108H85V110H83ZM58 109H59V111H58ZM143 109H145V110H143ZM146 109H148L149 111ZM30 110L32 113H34L33 114L34 117H33L32 113L30 112ZM37 110H40L39 113H41V114L44 113V111H45L46 114L45 113L43 114L45 116H41V115H40V117L36 116L37 114H39ZM42 110H43V112H42ZM27 111H29L32 116L30 115L29 112L27 114ZM36 111H37V113H35ZM139 111H140V109L138 110V112ZM79 112L80 111H78L77 113H79ZM93 112L97 113L96 114L97 116L96 115L94 116ZM142 112H139L140 115L142 114ZM71 113L75 114V116L74 115L72 116ZM107 113H109V112H107ZM90 114H91V116H90ZM113 114H116V112H114ZM119 114L117 113V117L119 116ZM18 115H22V117H24L25 119H27L28 116L30 115L31 117L29 116L28 122L25 121L24 124L27 125V123L29 124V122L33 121L35 123V125H34V123L32 122V124L35 126V127H33L34 130H35V128L37 130H39V129L41 130L42 127H44L45 130H44V128H43V130L45 133L42 130V132L44 133V134H42L41 132H39L40 131L39 130L38 132L40 134H37V136H39V135H41V136H39L38 138H37V136L34 137V135H36V134H34L33 129H31L32 124H29V127L31 126V128H30L31 133H30V132H28L29 128L28 127L25 128L26 125L24 126L23 122H21V121L20 122L22 123V126H21V124H19L20 125L19 127H21V129H18L17 127L15 128L16 124L18 125V123H16V122H19V121H17V118L19 119V117H20V116L18 117ZM80 115H82V117ZM145 115L146 114L143 115L144 117L142 116V119L144 118L145 122H148V120H151L149 118H145ZM76 116L78 118H76ZM70 117H74V118H76V120L77 119L80 120V121L77 120V123H79V124L82 121V123L80 125H77L78 127H80L79 128L80 130L74 124H71ZM80 117L86 121L81 120ZM139 117H141V116H139ZM109 118H111V117H109ZM155 118H156V116H155ZM15 119H16V121H15ZM153 120L154 121L158 120V118L153 119ZM74 121H75V119H74ZM87 121H88V124H86ZM110 121H108V123ZM149 123L153 124L151 121ZM82 124H86L87 127H86V125H85V127L88 129L86 130V128L82 127V126H84ZM81 127L84 128L85 132ZM14 128L17 130H20V131L22 130L23 136L25 134L24 132H26V135L29 134V136L25 137L26 136L25 135L24 137L23 136L19 137V135H21V132L18 135L19 131H17V130L15 132H12L13 134H11V132H9V131H13ZM22 128L23 129L25 128L27 130H25L23 132ZM76 129H78L79 131H76ZM101 129H102V126H99L98 131L101 132ZM32 131H33V134H32ZM98 131H96V133ZM106 131H107V128H106ZM16 132H18V133H16ZM38 132L35 130V133H38ZM10 134L11 135L15 134L14 137H18V138L23 137L22 138L23 142H18L17 138H16L17 141H15V139L12 136L7 137V135H10ZM30 134H32V136ZM85 134H84V137H85ZM71 135H72V137H70L71 139L68 140V142L65 141V139ZM24 138L27 140L24 141ZM67 139H69V138H67ZM61 140H63V141H61ZM84 140L86 141L85 142L86 145H84V147H86L87 144H89L85 148V149L90 148V150L88 151L89 153L87 152L88 155L90 156V154H92L91 157L93 158V155H94V157H96L98 154H100L99 158L102 159L100 162L92 164V162L88 161V160H90L89 158H91V157H88V159L86 160L87 157L84 158L86 155L83 157V155H82L83 153H80L81 152L80 149H78L76 146L81 141L83 144ZM70 141H73V142L69 145L64 144V146H67V147L63 146V142L69 143ZM17 142L19 143V145L22 144V146H23V147L21 146L22 148L19 146L20 151L17 150L19 152V154H18V152H16L18 145H14ZM24 142H26V144ZM10 143H12V145H10ZM13 145L17 146V147L14 148ZM244 147H246L247 149H243ZM65 148H67V151H65L66 150ZM10 150L12 151V153ZM244 150H246L247 152H244ZM21 151L23 154L22 153L20 154ZM8 153L10 156L7 155ZM14 154H17V155H15L16 157L14 156ZM12 156L15 157V159L12 158ZM81 156H82V158L85 159V161L81 158ZM10 158H12V159L10 160ZM80 158L82 160H80ZM76 159H78V160H76ZM13 160H16L15 162H17V163L14 164L12 162ZM76 161L77 162L79 161L78 164ZM96 161H94V162H96ZM74 162L77 165H74ZM188 162H189V164L190 163L195 164L194 159H192ZM12 163H13V165H11ZM71 165H74L73 168H69V167H71ZM73 170H75L74 173H73ZM65 171H67V172H65ZM58 172H60L58 177L61 176L63 174V172H64V174L62 175V177L63 176H65V177H63V179L61 177L57 178L56 176H57ZM69 172H71L72 174L71 173L69 174ZM67 173L69 175H67ZM80 173H82V174H80ZM83 178H84V180H83ZM73 181L71 180V183L74 186H76V184L77 185L83 184L80 181H79L80 183L77 182L76 184H74L75 182L73 183ZM229 183L235 185V182L230 181ZM67 184L65 185V187L63 185V187L66 188L65 191H67V189H68ZM72 184H68V185H72ZM52 185L54 186L53 189L52 188L49 189V187ZM60 186H59L60 190L58 191L59 193L61 192L62 189H64L62 187H61L62 188L61 189ZM83 186L85 187V185H83ZM49 190H50V192H49ZM65 191L62 190V192H65ZM52 194H55V193L52 192ZM63 194L65 195L66 193H63ZM63 194L61 195V199L64 198V197H62ZM55 196H57V198L60 199L59 194H56ZM201 200H198L197 204H200V203L208 204V202H210L209 200L207 201L205 199L202 201ZM49 201H51V202H49ZM81 203L84 205V208L77 210L75 214L73 213L74 214L73 216H71L72 213L69 216H65V214H67V213L64 212V215H63L64 219L67 221L70 220L73 227H75L77 225H82L84 220H85L83 215H84L85 211H87L86 210L87 205H86V203L84 204L83 201H81ZM53 205H54V203H53ZM211 207L213 208V203L211 204ZM214 208H215V206H214ZM215 211L217 214L221 213L217 209H215ZM55 212H57V208H56ZM62 212H63V210L59 213H62ZM231 212H234V213H232L231 217H227L225 215L224 216L227 217L226 219L230 218V221L235 220L237 223L238 221L236 219H237L239 214L235 211H231ZM224 216L222 215V217H224ZM55 217H57V216L55 215ZM52 219L53 218H51V221H52ZM247 224H248L247 228H238L234 231H229V232H231L230 235L227 238H224L222 240L223 241L222 248H223L225 255L222 258L220 257V258H216L215 260H213V264H264V217L254 216L248 220ZM227 231H225V232H227ZM38 252L40 254H41V252L42 253L45 252V253L40 256V254ZM31 261H30V263H31ZM33 261H32V263L36 264ZM37 263H39V262L37 261Z\"/></svg>",
    "mask_w": 264,
    "mask_h": 264
}]
</instances>
